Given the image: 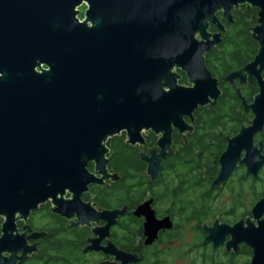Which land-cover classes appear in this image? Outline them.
<instances>
[{
    "label": "water",
    "instance_id": "obj_1",
    "mask_svg": "<svg viewBox=\"0 0 264 264\" xmlns=\"http://www.w3.org/2000/svg\"><path fill=\"white\" fill-rule=\"evenodd\" d=\"M83 2L88 9L80 20ZM245 2L260 8L253 27L260 47L254 60L227 80L255 75L259 93L252 103L243 102L254 117L229 138L213 187L225 184L239 162L255 175L264 164L263 144L253 145L254 135L264 129V0H0V216L6 218L0 264H20L36 249L16 232L18 213L27 217L50 198L54 211L64 215L92 209L81 193L111 176L110 137L124 131L128 143L143 146L145 133L159 135L141 159L151 177L161 175L163 160L174 154V130L192 132L186 117L194 122L197 109L216 106L222 95L205 59L225 31L216 13L223 9L231 21L232 8ZM210 22L218 23L219 32L208 31ZM178 68L190 85L179 82ZM236 92L243 98L239 88ZM91 161L102 178L88 170ZM66 188L73 199H64ZM145 210L144 204L138 207L139 213ZM90 212L81 222L100 214ZM253 213L264 215V197ZM259 224L224 225L233 236L228 246L244 238L253 246L250 264H264V218ZM217 227L208 230L215 245L222 242ZM118 254L124 262L131 258Z\"/></svg>",
    "mask_w": 264,
    "mask_h": 264
},
{
    "label": "flooded vegetation",
    "instance_id": "obj_2",
    "mask_svg": "<svg viewBox=\"0 0 264 264\" xmlns=\"http://www.w3.org/2000/svg\"><path fill=\"white\" fill-rule=\"evenodd\" d=\"M259 11L260 8L248 2L239 3L231 10V21L225 16L223 9L217 11L216 15L224 25L225 31L222 34V41L206 51L205 59L213 76L219 80L222 95L216 106L209 103L197 109L194 112V122L186 117V121L192 123L194 127L192 132L180 133L177 129L174 130V154L163 160L161 175L151 177L147 173V162L141 159V153L155 146L159 135L153 131L145 133L146 143L143 146L128 143L138 150L140 159L144 163L145 169L142 171L144 177L139 178H124L122 170H117L115 166L117 159L114 157L111 141L117 135L124 134L127 137L126 132L110 137L106 142L109 149L106 158L108 173L111 176L104 178L100 183H90L81 193L82 202L89 204L91 210L100 214L96 219L81 222V218L92 214L91 210L87 209L88 211L84 213L72 210L69 211L70 214L64 215L54 211L56 204L52 198L41 203L39 208L32 210L27 217L18 213L15 222L16 232L28 236L27 244L36 247L20 264H250L252 262L253 246L244 240V237H241L244 239L236 242L235 245L228 246L233 236L224 225L229 228L242 221L243 229H246L250 223L259 227V221L264 215L256 218L253 208L264 197V164L255 175L248 173L245 163L239 162L237 170L225 184L213 187L212 183L219 173V156L225 150L229 138L237 135L242 127L250 125L254 117L252 111L246 110L243 102L245 100L250 104L254 101L259 93L258 78L247 74L245 81H241L240 78L228 81L227 76L244 68L258 53L260 44L253 34V27L259 23ZM238 13L248 14V20L252 21L251 38L256 44V51L251 59L242 61L226 71L224 66L228 65L227 59L231 55L229 54L228 57L224 55L225 60L211 61V54L222 53L231 26L237 23ZM208 31L211 34L219 32L218 23L210 22ZM177 72L181 76L179 82L190 85L186 73L180 68ZM261 76L264 78V69L261 71ZM225 88L231 96V101L237 104L238 112L245 121L241 122L238 130L224 132L223 137L211 141L215 149L212 148L210 152L215 151V154H210L211 160L207 164L195 162L192 160L193 152L187 146L189 140L192 141L190 135L196 133L198 113L208 106L217 107L224 97ZM237 88L241 90L243 98L237 94ZM181 139L185 145L181 144ZM261 143L264 155V129L253 137V145L258 149L262 148ZM218 144L220 147L217 146ZM218 151L220 153H217ZM245 154L246 150H243L241 158H244ZM216 158L218 162H215ZM120 163L124 164V162ZM87 167L97 178H102L103 175L96 171L95 161L89 162ZM203 172L204 175L207 173L205 179L199 178ZM113 175L118 177L115 178ZM226 189H230L232 194L228 208L214 209L217 198ZM63 197L65 200H71L74 192L66 188ZM245 198H249L247 203ZM142 204L146 210L139 213L138 207ZM105 210L111 211L109 216L102 215ZM115 210L122 212L114 215ZM5 220V216H0V236L3 234L2 227ZM216 223L220 232L218 239H222L217 245L213 240H208L210 235L208 230ZM33 233L44 235L32 238ZM119 251L125 252V255L131 258L126 257L127 262H124L125 259L118 256ZM3 255L9 256L10 253L4 252Z\"/></svg>",
    "mask_w": 264,
    "mask_h": 264
},
{
    "label": "trees",
    "instance_id": "obj_3",
    "mask_svg": "<svg viewBox=\"0 0 264 264\" xmlns=\"http://www.w3.org/2000/svg\"><path fill=\"white\" fill-rule=\"evenodd\" d=\"M247 15L248 14L238 13L237 23L231 26L225 39L222 53L216 52L215 54H211V61L225 60L223 58L224 55L227 57L229 54L231 55V57L227 59L229 62L228 65L224 64L226 71L239 65L242 61L251 59L256 51V44L251 38L250 24L252 21L248 20ZM224 97L217 107L208 106L198 113L199 118L196 126V133L192 136L190 135L192 141L189 140V145L187 146V148H191L192 154L194 155L192 160L195 162L207 164L208 155L215 154V151L212 153L210 152L212 148L213 150L215 149L214 146L211 145V141L217 138L219 139L224 132L238 130L241 122L245 121L238 112L237 104L231 101V96L228 94L227 88L224 89ZM127 139L128 137L123 134L117 135L111 141L114 151L113 154L117 159V164L115 165L116 169L122 170L121 173L124 178L144 177L142 173L145 169L144 163L140 159L138 150L128 145ZM181 144L185 145L182 139ZM217 146L220 147V144ZM204 153L207 155H204ZM217 153L220 152L218 151ZM185 154L187 155V152H185ZM120 162H124V164ZM215 162H218L217 158ZM201 174L199 178H207V173H205L206 175H204V172Z\"/></svg>",
    "mask_w": 264,
    "mask_h": 264
},
{
    "label": "rangeland",
    "instance_id": "obj_4",
    "mask_svg": "<svg viewBox=\"0 0 264 264\" xmlns=\"http://www.w3.org/2000/svg\"><path fill=\"white\" fill-rule=\"evenodd\" d=\"M79 13L77 15V17L80 20H83L84 18H86V11L88 9V4L87 2H83L80 6H78ZM45 67V66H44ZM40 70V69H39ZM176 71H178V69H176ZM211 156V155H208ZM211 160V157H208V161ZM237 189V187H235V190ZM232 199V194L230 193V189H226L224 190L222 193H220V196L217 198V201L215 202V207L214 209L217 210H221V209H227L228 205L230 204ZM246 203L249 201V198H245Z\"/></svg>",
    "mask_w": 264,
    "mask_h": 264
}]
</instances>
